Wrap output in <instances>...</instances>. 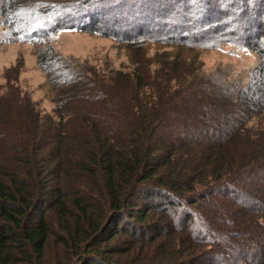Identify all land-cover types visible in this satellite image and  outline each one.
I'll return each instance as SVG.
<instances>
[{
  "label": "trees",
  "instance_id": "16d2710c",
  "mask_svg": "<svg viewBox=\"0 0 264 264\" xmlns=\"http://www.w3.org/2000/svg\"><path fill=\"white\" fill-rule=\"evenodd\" d=\"M94 1L0 0V45H35L55 102L0 95V264H264V0H170L125 31ZM65 29L121 40L130 68L59 53ZM225 45L257 63L206 71Z\"/></svg>",
  "mask_w": 264,
  "mask_h": 264
},
{
  "label": "rangeland",
  "instance_id": "374dc122",
  "mask_svg": "<svg viewBox=\"0 0 264 264\" xmlns=\"http://www.w3.org/2000/svg\"><path fill=\"white\" fill-rule=\"evenodd\" d=\"M209 1L211 5L216 3V0ZM94 2V11L104 12L107 16H110L108 18L110 22L118 19L119 22H116L121 27L124 25L122 23H127L122 28L124 31L132 28L136 21L139 22L143 19L152 21L155 18L152 23L155 24L159 22V14H167L168 12L165 11H169L170 6L171 9H175L170 0H127V3L122 7L126 13L121 14V18L128 19L123 22L121 18L117 17L120 14L118 12L121 11L120 7L119 11H116V13L113 11V15H108L107 13L110 10L107 7L112 3L109 1L98 2V0ZM218 2L220 4L223 3V1ZM119 5L123 4L120 3ZM102 6L107 9L100 8ZM160 8L164 11L160 10ZM154 13L155 16L153 17ZM250 15H254V13L248 10V16L251 18ZM248 16L242 19H246L247 21H245L255 28L256 22L248 21ZM171 17L173 18L174 16ZM109 21H107V25H109ZM53 46L56 51L65 56H73L82 61L88 60L90 65L96 66L103 72H109L110 69H129L131 66L128 48L123 45L121 40L111 35L65 29L56 35ZM145 49L148 57H153L156 53L169 50L170 47L159 43H151ZM198 52L206 71H212L218 65L225 66L230 64L236 73H240L250 69L257 63V55L252 50L236 49L231 45H225L220 48H204L198 50ZM19 91L30 96L33 103L43 113H52L54 111L55 102L52 99L46 75L37 64L36 47L33 43L24 41L0 45V95H5L7 100L13 101ZM231 111L233 116H235L233 109ZM249 124H257L256 119H253ZM260 127L264 128V122H262Z\"/></svg>",
  "mask_w": 264,
  "mask_h": 264
}]
</instances>
